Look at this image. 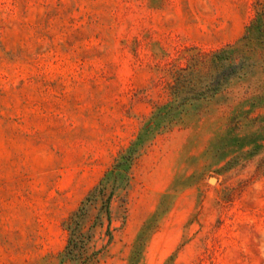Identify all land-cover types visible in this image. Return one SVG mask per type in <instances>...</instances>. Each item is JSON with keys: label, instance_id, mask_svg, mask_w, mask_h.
Wrapping results in <instances>:
<instances>
[{"label": "rangeland", "instance_id": "374dc122", "mask_svg": "<svg viewBox=\"0 0 264 264\" xmlns=\"http://www.w3.org/2000/svg\"><path fill=\"white\" fill-rule=\"evenodd\" d=\"M258 6L0 0V264H75L65 218L137 143L110 213L88 207L92 264H264V62L156 118L175 68L240 42Z\"/></svg>", "mask_w": 264, "mask_h": 264}, {"label": "trees", "instance_id": "16d2710c", "mask_svg": "<svg viewBox=\"0 0 264 264\" xmlns=\"http://www.w3.org/2000/svg\"><path fill=\"white\" fill-rule=\"evenodd\" d=\"M260 60L264 62V8L258 6L240 42L210 51L195 48L189 62L175 68L169 85L170 101L160 106L156 118L164 120V126L172 124L188 104L216 96L232 80L252 72ZM140 145L134 144L116 157L112 167L90 190L81 206L65 218L63 223L69 238L63 259L75 264H92L87 256L88 239L84 230L88 207L98 203L100 211L110 213V203L116 190L129 182Z\"/></svg>", "mask_w": 264, "mask_h": 264}]
</instances>
